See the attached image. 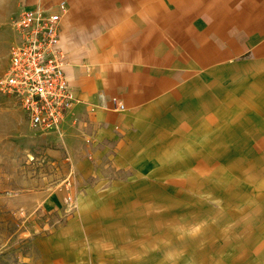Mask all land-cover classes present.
Here are the masks:
<instances>
[{
	"label": "crops",
	"instance_id": "obj_1",
	"mask_svg": "<svg viewBox=\"0 0 264 264\" xmlns=\"http://www.w3.org/2000/svg\"><path fill=\"white\" fill-rule=\"evenodd\" d=\"M9 1L7 67L13 18L25 7L67 6L59 38L76 99L53 141L43 146L15 100L0 97V138L24 143V153L33 144L38 154L64 156L83 190L74 227L58 239L57 262H166L155 259L167 247L156 248L155 202L161 198L168 213L178 202L177 227L187 232V209L199 217L201 195L193 193L219 154L220 134L222 153H233L237 138L247 143L264 132V0ZM54 202L53 196L46 203ZM249 230L256 241L236 239L225 227L228 237H214L204 260L197 244L173 249L180 262L264 264V225ZM71 246L82 253L73 261L64 252ZM236 247L246 256L232 258Z\"/></svg>",
	"mask_w": 264,
	"mask_h": 264
},
{
	"label": "rangeland",
	"instance_id": "obj_2",
	"mask_svg": "<svg viewBox=\"0 0 264 264\" xmlns=\"http://www.w3.org/2000/svg\"><path fill=\"white\" fill-rule=\"evenodd\" d=\"M9 5V0H0V75L8 63L7 49L11 30L4 17ZM0 97L10 98L2 95ZM5 119L4 112L0 113V128L5 124ZM39 133L43 135L44 146L53 141L52 137L56 132L39 130ZM261 134V138H251L247 143V140L237 138L235 146L233 144L232 147L233 153H222L223 139L220 134L219 154L210 165L211 169L204 170L202 188L193 193L198 197L201 195L202 201L199 202L200 199L196 203L199 217H194V209H187L193 215L187 220V232L177 227L181 221L174 215L179 212L178 202L170 204L176 208L168 213L163 211V201L158 197L160 200L154 204L153 227L155 232L159 231L161 237L155 243L156 248L162 245L167 247L162 252L156 251L155 259L158 260V255H161L166 258V262H139L140 264L215 263L191 262L189 259L187 262H180L179 252L173 247L179 243L187 248L197 244L202 251L196 253L202 255L204 260L211 254L209 247L216 244L214 237H228L224 231L227 226L235 229L236 235L233 237L243 236L250 238L252 242L256 241L257 235L251 234L249 229L264 225V132ZM23 146L24 143L16 139L0 138V264H116L57 262L61 254L58 239L62 233L65 235L66 231L74 227L76 197L83 190L76 185L77 173L72 177L70 163L64 156L56 160L45 153L38 154L33 144L27 151L30 153H24L25 150H18ZM155 191L158 189L155 188ZM53 196L56 202L48 205L47 200ZM194 199V196L190 198ZM192 207L194 208L193 204ZM216 232L220 234H215ZM163 233L165 241L160 243ZM67 243L70 246V241ZM73 247L64 248V252L68 251L70 256L69 261L74 260L73 254L81 253ZM189 249L187 253H190ZM236 249L239 250L232 251L230 255L234 259L248 253L243 248Z\"/></svg>",
	"mask_w": 264,
	"mask_h": 264
},
{
	"label": "built area",
	"instance_id": "obj_3",
	"mask_svg": "<svg viewBox=\"0 0 264 264\" xmlns=\"http://www.w3.org/2000/svg\"><path fill=\"white\" fill-rule=\"evenodd\" d=\"M66 13L65 2L55 10L23 8L13 18L16 37L8 67L0 77V95L14 99L29 124L41 131L58 132L76 99L65 73L67 56L59 38L60 20Z\"/></svg>",
	"mask_w": 264,
	"mask_h": 264
}]
</instances>
